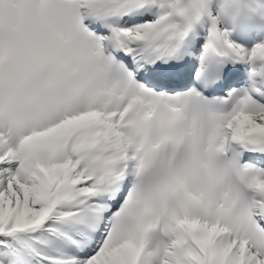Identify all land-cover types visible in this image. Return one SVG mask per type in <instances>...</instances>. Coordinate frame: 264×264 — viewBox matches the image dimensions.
Segmentation results:
<instances>
[{"label": "snow or ice", "instance_id": "1", "mask_svg": "<svg viewBox=\"0 0 264 264\" xmlns=\"http://www.w3.org/2000/svg\"><path fill=\"white\" fill-rule=\"evenodd\" d=\"M0 264H264V0H0Z\"/></svg>", "mask_w": 264, "mask_h": 264}, {"label": "bare ground", "instance_id": "2", "mask_svg": "<svg viewBox=\"0 0 264 264\" xmlns=\"http://www.w3.org/2000/svg\"><path fill=\"white\" fill-rule=\"evenodd\" d=\"M155 244H156V243H153V245H152V246H155Z\"/></svg>", "mask_w": 264, "mask_h": 264}]
</instances>
